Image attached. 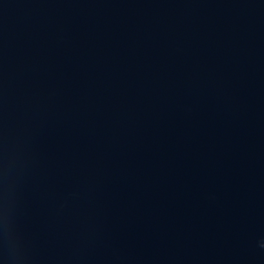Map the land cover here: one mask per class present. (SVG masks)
Masks as SVG:
<instances>
[{"label": "water", "instance_id": "water-1", "mask_svg": "<svg viewBox=\"0 0 264 264\" xmlns=\"http://www.w3.org/2000/svg\"><path fill=\"white\" fill-rule=\"evenodd\" d=\"M0 264H264V0H0Z\"/></svg>", "mask_w": 264, "mask_h": 264}]
</instances>
